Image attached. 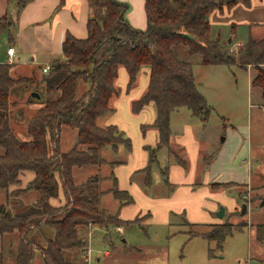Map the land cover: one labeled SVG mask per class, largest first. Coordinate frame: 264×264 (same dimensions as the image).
Returning a JSON list of instances; mask_svg holds the SVG:
<instances>
[{"label": "trees", "instance_id": "16d2710c", "mask_svg": "<svg viewBox=\"0 0 264 264\" xmlns=\"http://www.w3.org/2000/svg\"><path fill=\"white\" fill-rule=\"evenodd\" d=\"M88 2L92 13L86 24V38L76 39L67 34L62 43L63 60L52 62L40 77L35 74L20 76L12 65L0 63V191H8L10 186L18 184L21 172L34 173L24 189L8 193L7 203L0 204V237L12 232L19 235L13 264H31L36 253L43 264H68L66 250L79 247L85 250L86 239L80 238L85 227L133 226L135 219L122 220L118 212H107L101 207L102 196L107 192L119 207L134 202L128 192L118 189L113 175H110L112 183L106 192L100 187L103 178L97 174L79 185L72 178L74 167L104 164L103 148L109 147L115 152L123 146L127 152L131 151L130 139L115 125H99L101 118L114 111L109 102L118 93L114 82L119 67L126 70L127 90L136 84L142 67L149 69L147 89L132 103L134 113L149 104L156 112L151 127L158 132V142L154 147H145L148 165L143 170L142 185L146 190L151 186V168L158 165L157 153L162 147L171 152L177 165L184 170L188 168L187 160L171 151L170 114L186 108L205 126L213 111L198 91L190 61L192 56H199L203 66L234 65L242 70L248 65L253 66L256 74L251 86L261 90L264 101V69L260 67L264 64V38L250 37L244 46L236 49L237 52H230L222 41L211 37L208 21L213 10H221L223 6L230 8L238 3L248 5L250 0H144V29L129 24L126 19L129 5L125 2ZM39 70L42 72L43 67ZM80 81L87 89L77 95ZM19 90L28 93L24 105L42 104L27 120L24 139L14 133L10 123V113L16 103L11 99L21 93ZM31 93H37L39 97H32ZM22 97L19 100H23ZM62 127L77 131L76 144L67 152L58 148ZM147 127L142 126V132ZM216 154L202 161L207 165ZM168 171L164 167L160 173L169 194L173 187L168 181ZM59 186L65 203L53 207L49 199L58 196ZM27 192L37 196L32 206L34 210L13 213L8 208L10 197ZM261 199L264 204V196ZM186 224L190 228L197 227L193 223ZM205 226L207 232L189 234L200 235L208 243H215V248L208 247L207 250L212 258L215 252L221 251L223 242L236 228L227 223ZM43 227L52 229L54 235L44 239V245L40 246L29 239V234ZM254 236L258 243H264V224L254 226ZM2 259L0 253V264H4Z\"/></svg>", "mask_w": 264, "mask_h": 264}, {"label": "rangeland", "instance_id": "374dc122", "mask_svg": "<svg viewBox=\"0 0 264 264\" xmlns=\"http://www.w3.org/2000/svg\"><path fill=\"white\" fill-rule=\"evenodd\" d=\"M23 2L25 0H20V8ZM257 32L259 34H256L255 39H263L264 29ZM223 41L230 43L231 40L228 37ZM225 42H223L224 46L228 48ZM5 48L6 44L1 43L0 60L3 62L6 61ZM230 52L235 53L237 50ZM190 61L198 91L205 96L207 104L213 108L204 129L202 128L203 133H200L198 139L204 138V142L209 134V137L216 142H222L216 161H213L212 166H202L203 162H200L197 184L205 181L207 173L210 172L208 179L211 182L227 183L233 181L239 185L226 186L219 183L214 186L211 185L215 190L210 185L206 186L210 193L205 195V204L201 206L206 212L205 215H198L196 203H190V206H187L191 217L205 219L204 221H190L184 215H172L168 223H161L156 220L149 222L148 215H144L136 217L131 227L116 228L112 225L107 228L85 227L80 234V238L85 237L86 239L85 250L83 251L81 247L66 250L65 258L68 264H264L262 262L264 261V244L258 243L254 236V226L264 223V204H262L261 199L264 196V101L261 90L251 86V76L255 75L256 71L251 65H248L246 70L234 65L203 66L200 64V58L197 55L192 56ZM260 67L264 69V64ZM121 68L123 67L118 68V75ZM143 68L146 67H142L140 72ZM116 80L114 84L118 93L111 98L109 106H116L115 103L124 98L125 93L118 84L116 85ZM137 82L129 90H127L126 85L127 93L135 89ZM81 86H84V83L80 81L76 88L77 95L83 92L79 93ZM86 89L87 86H84V91ZM19 91L21 93L18 95L16 93L11 99L12 102L16 101V103L10 113V123L14 133L19 138L24 139L27 120L33 117L37 110L42 107V104L31 102L24 105L28 93L23 94L21 90ZM21 97L23 100H19ZM133 102H131V110ZM181 110L187 112L185 108H181ZM188 118L194 122H200L196 117L193 118L188 115ZM178 119H182L181 122L184 121L182 117H178ZM152 124L147 128H153L151 127ZM222 139L224 140L222 141ZM216 145L217 143L212 144V146L207 144L206 148L202 146L200 159L212 154L217 147ZM60 146L62 147L61 132L59 134V150ZM170 146L171 151L179 157L185 158V153L179 146ZM170 153L165 147H162L157 153V161L161 169L167 167L169 170L173 164V155ZM150 179L151 186L155 187L154 193L156 195L167 193V188L161 187L164 181L160 171L155 169V166L151 168ZM199 187L201 186L199 185ZM25 195L20 194L16 200L9 199L8 208L13 213L25 211L28 213L34 210L32 206L35 205L33 202L35 198L28 192ZM242 204L247 206L246 213L243 215L240 213ZM219 206L224 207L225 210L222 218L216 216ZM104 207L108 211L113 209L111 201L105 202ZM216 220H218V224L232 225L236 231L225 239L221 251L215 252L214 257L210 258L207 250L208 247L215 248V243H208L200 235L190 236L189 232L197 231L200 234L207 232L208 228L205 225L214 224ZM186 222L193 223L197 227L190 228ZM237 227L243 229L237 230ZM11 234L15 235L8 234L3 237L5 238V246H8V243L12 245V255L10 253L12 258L17 252L19 235L17 232ZM53 235L52 229L43 227L40 231H31L29 239L43 246L44 239L52 238ZM105 251L108 255L103 254ZM8 257H6V261L4 258L2 259L4 264L7 263ZM31 264H43L39 253H36Z\"/></svg>", "mask_w": 264, "mask_h": 264}, {"label": "crops", "instance_id": "0c3cea01", "mask_svg": "<svg viewBox=\"0 0 264 264\" xmlns=\"http://www.w3.org/2000/svg\"><path fill=\"white\" fill-rule=\"evenodd\" d=\"M119 1L129 5L126 19L132 27L144 29L146 26L144 0ZM19 2L20 0H0V48L1 43L6 44L5 62L7 63L6 50L10 47L14 49L15 54L10 65L18 75L31 76L35 74L41 76L43 72L39 70L40 67L45 68L54 61L63 60L62 43L67 34L76 39L86 38V24L92 9L88 0H25L21 8ZM208 21L211 37L218 38L222 42H225L223 40L229 37L230 43H225L230 51H235L238 47L244 46L250 37L255 38L256 34H259L257 31L264 29V0H250L248 5L238 3L230 8L223 6L221 10H213L208 17ZM5 62L0 60L1 64ZM254 76H251V80ZM127 80V73L125 69L121 68L116 85L118 84L126 95L124 94L123 100L115 103L116 106H110L113 110L115 109V112L113 111L101 118L99 125L117 126L130 139L131 151L127 152L124 147L120 146L115 152L109 147L103 148L101 155L105 163L100 166L74 167L72 169L74 183L77 185L82 184L88 178L97 174L103 178L100 185L101 189L107 191L112 183L110 175H113L117 180L118 189L128 192L134 202L119 207L118 202L113 199L111 193L107 192L102 196L101 207L107 212H118L119 218L122 220L133 221L136 217L148 215L149 222L156 220L161 223H168L172 215H184L190 221H204L205 219L191 217L187 206H190V203H196L198 215L204 216L206 212L201 206L205 204V195L210 193L206 186L210 185L211 187V185L218 183L225 184L224 182L209 181L208 174L210 172L207 173L205 181L197 184L200 162H203V159L210 158L217 152L215 157L207 164L208 167L212 166L222 142H216L209 137V134L204 142V138L198 139L200 133H203L202 128L204 129V125L188 118V115L193 117L188 109L185 108L187 112L181 109L172 112L170 114V145L179 146L184 151V159L188 162V168L184 170L173 159V164H171L168 171V181L170 186L173 187L172 190H169V194L167 191V193L160 194L161 196L156 195L154 193L155 187L152 186L148 190L144 189L142 185L145 177L143 170L148 165V154L145 147H154L157 144L158 132L153 128H147L142 132V126L152 124L155 119V109L154 106H146L141 112L134 114L131 110V102L139 99L146 91L149 81V69L147 67L143 68L138 76L137 86L129 93L126 91ZM84 86L86 87L85 84ZM84 86H81L79 93L84 91ZM178 117H182L184 121L181 122L182 119H178ZM61 133L62 147L60 146V150L67 152L76 144L77 131L64 127L61 129ZM202 136L204 137V134ZM214 143H217L214 152L200 159L202 146L206 148L207 144L212 146ZM201 165L206 164L203 162ZM155 169L161 171L159 165L155 166ZM33 177L34 173L31 171L21 172L18 177V184L10 186L8 191H0V204L6 203L8 193L24 189ZM161 187L164 189L166 186L163 184ZM28 194L36 200L37 196L34 192ZM16 198L18 197H10L14 200ZM108 200L111 201L113 206L111 211L106 210V207H104L105 202H109ZM49 203L53 207H59L65 203L61 186H59L58 196L49 199ZM163 207L164 209H162ZM218 223V220L214 222V224ZM4 240V237H0V253L4 261L9 256L6 264H13L15 256L10 257V253L12 255L13 251L11 250L12 245L8 243V246H5ZM133 248L136 249L134 246ZM262 262L264 263V261Z\"/></svg>", "mask_w": 264, "mask_h": 264}, {"label": "water", "instance_id": "95a60500", "mask_svg": "<svg viewBox=\"0 0 264 264\" xmlns=\"http://www.w3.org/2000/svg\"><path fill=\"white\" fill-rule=\"evenodd\" d=\"M230 42V41H229ZM31 96L32 97H36V98H38L39 97V95L37 94V93H31ZM222 141H223V139H222ZM246 210H247V206H246V204H242V206H241V215H243V214H245L246 213ZM225 210H224V207H222V206H219V208H218V210H217V212H216V216L218 217V218H222L223 216H224V212ZM123 242H125L124 240H123Z\"/></svg>", "mask_w": 264, "mask_h": 264}, {"label": "built area", "instance_id": "2783aa9c", "mask_svg": "<svg viewBox=\"0 0 264 264\" xmlns=\"http://www.w3.org/2000/svg\"><path fill=\"white\" fill-rule=\"evenodd\" d=\"M14 54H15V52H14V49H13L12 47H10V48H8V49L6 50V55H7V57H8V63H11V62H12V58H13ZM47 69H48V66L45 67V68H43L42 71L45 73V72L47 71ZM119 230H120V229H119ZM87 250H88V249H87ZM88 254H89V250H88ZM103 254H107L106 251H105Z\"/></svg>", "mask_w": 264, "mask_h": 264}]
</instances>
